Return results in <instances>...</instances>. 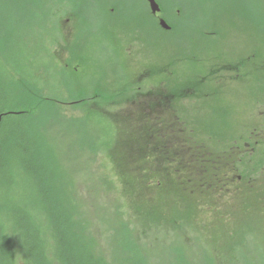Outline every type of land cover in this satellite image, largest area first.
<instances>
[{
  "label": "rangeland",
  "instance_id": "rangeland-1",
  "mask_svg": "<svg viewBox=\"0 0 264 264\" xmlns=\"http://www.w3.org/2000/svg\"><path fill=\"white\" fill-rule=\"evenodd\" d=\"M160 2L171 30L153 22L146 0H18L15 8L3 6L11 17L9 56L18 61L11 68L21 77L15 95L45 99L15 120L27 142L40 141L33 151L49 154L54 184L75 219L71 226L103 264H264V209L203 204L195 178L182 189L176 172L165 176L158 170L161 183L153 186L149 139L139 126L148 119L188 116L187 106L193 123L218 131L228 127L229 119L220 118L249 112L250 92L236 99L228 92L218 100L187 97L175 110L161 103L151 104L150 111L138 103L146 105L149 95L155 101L170 85L178 88L185 73L197 68L196 44L204 53H220L211 63L254 48L264 52V0H249L246 9V0ZM67 16L85 23L71 39L61 36L75 30ZM187 49L193 54L183 59ZM142 68L150 74L139 75ZM260 76L252 77L253 85L264 84ZM136 91L144 93L138 102L127 101ZM197 107L208 113H197ZM18 156L12 153L7 165ZM11 176L7 186L20 184ZM9 228L10 223L3 230Z\"/></svg>",
  "mask_w": 264,
  "mask_h": 264
},
{
  "label": "flooded vegetation",
  "instance_id": "flooded-vegetation-1",
  "mask_svg": "<svg viewBox=\"0 0 264 264\" xmlns=\"http://www.w3.org/2000/svg\"><path fill=\"white\" fill-rule=\"evenodd\" d=\"M246 1L248 3L246 5H244L245 2L243 3V9L252 5L249 0ZM157 2L160 10L155 13L151 12V19L159 26V20L165 19L166 14L160 0ZM203 6L205 5L200 4V7ZM259 7L261 10L262 4ZM202 16L207 15L203 14ZM67 17L66 20L74 22V17ZM61 20L62 18H60ZM73 24L75 30L66 36L59 33V36L71 39L77 34L80 35L79 31L83 29L85 23L75 21ZM159 28L171 30V27L163 29L159 26ZM200 31L204 33L202 29ZM116 39H119V36L116 35ZM121 41L125 40L121 39ZM126 48H129L127 44ZM194 49L196 54L194 62H196L197 68L185 73V77L179 80L178 88H174L173 85L168 86L165 93L159 94L160 98L153 102L149 95L146 105L143 104L142 99L141 102L137 101V97L144 93L136 91V94L131 95V101L142 104V107H149L150 111L153 108L151 104L161 103L170 109L173 106H178V103L181 102L178 107L182 109V105L189 95L195 101L199 98L217 97L218 100L227 92L232 94V98L250 92L247 106L251 108L244 116L232 115V118H228L229 116L220 118L223 119L222 123L226 122L224 119H229L228 127L218 128V131L206 130L203 129L205 126L200 123H193L189 117L191 110L188 111L187 106L183 112L188 116L174 115V119L144 120L139 126L141 125L144 136L149 139L151 169L154 178L159 176L158 170L165 176L169 172H176L177 178L181 180L179 187L182 189L190 186L187 182L191 178H195L194 186L198 188L201 194L199 199L203 204L216 205L217 209L221 206L220 209L224 210L228 206L236 209V204L248 203L247 209L251 207L249 204H254L256 210H262L264 209V84L253 85L252 77L259 73L261 81L264 80V52L254 48L250 52L231 56L229 60L227 57L211 63L209 59L216 58L220 53H213L211 49L208 53H204V49H199L197 44ZM192 50H184L182 58H191ZM144 68L139 70V75L146 72L150 74V70L147 71ZM253 69L255 70L253 71ZM210 86H213V90H209ZM147 90L151 91V86ZM126 100L129 101V99ZM231 104L233 105V103ZM252 105L256 108H252ZM223 108H230L225 110L230 113L233 111L232 106L227 104ZM173 109L175 110L174 107ZM205 109L213 112L214 108L208 105ZM205 109L197 107L196 112L206 114L208 111ZM186 175L189 177L184 178ZM159 181H157L158 184ZM185 182L186 184H184ZM206 193H208L207 196L203 197ZM212 209L215 213L220 212H218L219 209L214 211L213 206Z\"/></svg>",
  "mask_w": 264,
  "mask_h": 264
},
{
  "label": "trees",
  "instance_id": "trees-1",
  "mask_svg": "<svg viewBox=\"0 0 264 264\" xmlns=\"http://www.w3.org/2000/svg\"><path fill=\"white\" fill-rule=\"evenodd\" d=\"M10 1L0 0V264H17L18 259H22L23 264H53L54 261L58 264H101V256L94 254L90 247L85 249L89 243H81L84 236L71 226L75 219L71 209H67L68 199H62L61 189L54 184L56 177L49 166V154L33 151L34 147L40 148V141L30 139L31 142H27L21 134V124L15 120L28 116L30 108L45 99L41 95L36 99L23 95L21 100L15 95V85L21 77L11 68L14 63L17 67L18 61L9 56L12 29L8 16L11 17L3 6L8 4L7 7L13 5L15 8L12 2L18 0ZM19 11L23 15L26 9ZM31 97L34 103L26 100ZM9 119L14 122H8ZM17 152V162L7 165L10 155ZM9 176L20 180V184H15L14 180L7 186L5 178ZM20 190L22 195L17 197ZM9 223L10 232L4 231Z\"/></svg>",
  "mask_w": 264,
  "mask_h": 264
},
{
  "label": "water",
  "instance_id": "water-1",
  "mask_svg": "<svg viewBox=\"0 0 264 264\" xmlns=\"http://www.w3.org/2000/svg\"><path fill=\"white\" fill-rule=\"evenodd\" d=\"M147 2L149 4L151 12L155 13L156 11L159 10V6H158V3L156 2V0H147ZM160 24L164 28L169 27L168 24L163 19L160 20Z\"/></svg>",
  "mask_w": 264,
  "mask_h": 264
}]
</instances>
